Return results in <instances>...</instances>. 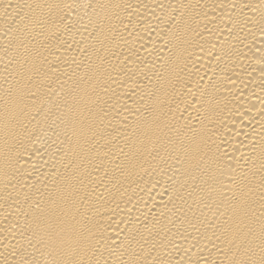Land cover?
Listing matches in <instances>:
<instances>
[{
	"label": "bare ground",
	"instance_id": "obj_1",
	"mask_svg": "<svg viewBox=\"0 0 264 264\" xmlns=\"http://www.w3.org/2000/svg\"><path fill=\"white\" fill-rule=\"evenodd\" d=\"M0 264H264V0H0Z\"/></svg>",
	"mask_w": 264,
	"mask_h": 264
}]
</instances>
